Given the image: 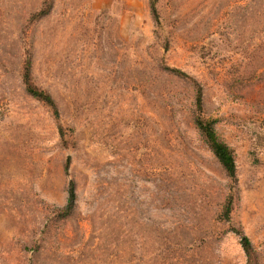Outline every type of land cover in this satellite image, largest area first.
<instances>
[{"label":"rangeland","instance_id":"374dc122","mask_svg":"<svg viewBox=\"0 0 264 264\" xmlns=\"http://www.w3.org/2000/svg\"><path fill=\"white\" fill-rule=\"evenodd\" d=\"M151 2L0 0V264H264V0Z\"/></svg>","mask_w":264,"mask_h":264},{"label":"trees","instance_id":"16d2710c","mask_svg":"<svg viewBox=\"0 0 264 264\" xmlns=\"http://www.w3.org/2000/svg\"><path fill=\"white\" fill-rule=\"evenodd\" d=\"M150 8L154 16V19L157 21L158 12L156 9L155 0H152V2L150 3ZM169 69L175 74H178L185 78H190V76H188L185 72L179 69H176V68H169ZM22 79L26 87V91L34 98L47 104L54 111V114H57V106L53 98L51 97V95L45 92L44 90L37 88L32 83L29 61H26L25 63ZM193 82L196 86V92H197L196 104H197V110L199 111L201 108V99H202L201 98V86L195 80H193ZM194 123L199 133L202 135L205 142L207 143L209 149L212 151V153L214 154L218 162L222 165V167L226 171L227 175L230 178L235 179L236 166H235L233 152L231 148L218 137L214 129V120L205 119L201 116L200 113H198L197 116H195L194 118ZM61 131L62 129L60 127V135H63ZM68 164H69V157H67L66 159V164H65L66 171L68 169ZM74 202H75V187H74L73 181H69L67 203L65 206L66 212L67 211L69 212L72 209ZM230 209H231V198L227 199L225 207H224V215H225L224 217L227 220H229ZM234 231L240 236V244L247 258L246 264H255V256L253 253V247H252L251 241L239 229L234 228Z\"/></svg>","mask_w":264,"mask_h":264}]
</instances>
